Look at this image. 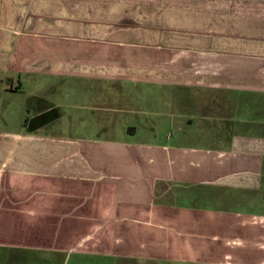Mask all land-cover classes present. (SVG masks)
Returning a JSON list of instances; mask_svg holds the SVG:
<instances>
[{"label":"crops","instance_id":"crops-1","mask_svg":"<svg viewBox=\"0 0 264 264\" xmlns=\"http://www.w3.org/2000/svg\"><path fill=\"white\" fill-rule=\"evenodd\" d=\"M4 240L10 264H264V0H0Z\"/></svg>","mask_w":264,"mask_h":264},{"label":"rangeland","instance_id":"rangeland-1","mask_svg":"<svg viewBox=\"0 0 264 264\" xmlns=\"http://www.w3.org/2000/svg\"><path fill=\"white\" fill-rule=\"evenodd\" d=\"M26 78H22V82L24 83ZM18 81V80H16ZM53 81H57L56 79H53ZM71 83L69 84L70 86H82L85 89H95L97 91L99 90H107L112 88L114 85L119 86V82L113 83V82H107L106 80H95V82H92L91 80H86V79H76L75 82H79L80 84H72V81H70ZM94 83V84H93ZM134 86V87H133ZM130 85L127 82H122L121 85V89H123V91H125L126 93L129 91L132 92L133 95L129 96L131 98L134 99V104H139V108L142 106V104H145L146 107L152 105L154 102L157 103V99H159L158 97H156L157 95H155V93L157 92V90L154 92L150 91L149 94L146 95V100L143 103V101L137 100L139 96H137V94H134V89H137L136 85ZM142 86V84H139L138 87L140 89V87ZM26 93V88L24 87L22 90L21 95H19V98L25 99L27 98L25 96ZM64 98H67L69 100H74V94L72 96V93H67L64 95ZM133 119V124L136 125L137 120L135 118H133L132 116H130ZM118 120V124H122L124 123V125H127L126 123L130 124V122H125L122 119H117ZM30 126V125H29ZM136 127V126H135ZM62 131H64L65 133L69 134L70 132H79L78 128H74L72 126H64L61 128ZM58 130H60V128H55L54 132H58ZM84 129H82L83 131ZM81 134V132H79ZM78 134V135H80ZM76 225V224H75ZM81 227L78 228L77 231H90V232H95L94 229V225L93 224H81ZM5 241H3V243L0 245V264H10L11 262H14V257H20L21 256V252L20 251H15L14 249H11L13 246H8L7 244H5ZM73 245L71 244L70 247L67 246V250L65 251V258L60 256V255H46V254H35L33 253H29V252H25L26 254H23V256L27 259H25L23 262L27 263V264H90L89 261L87 260H78V252H80L76 247H72ZM23 258V257H22ZM80 259V258H79ZM20 262H22V260H20ZM91 264H102L97 262V260H92ZM116 264V263H115Z\"/></svg>","mask_w":264,"mask_h":264}]
</instances>
